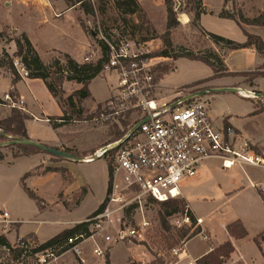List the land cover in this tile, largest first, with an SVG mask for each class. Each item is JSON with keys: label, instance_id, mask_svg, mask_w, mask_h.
<instances>
[{"label": "rangeland", "instance_id": "374dc122", "mask_svg": "<svg viewBox=\"0 0 264 264\" xmlns=\"http://www.w3.org/2000/svg\"><path fill=\"white\" fill-rule=\"evenodd\" d=\"M57 1L64 3V5L61 4L62 9H58L59 6L56 4ZM135 1L138 5L136 12L132 15H124L116 8V0H86L84 1V6L75 4L76 0H49L50 6H45L40 0H0V33L2 34L0 36V55L2 51L8 53V48L6 47L9 42L16 37L13 29L22 30L29 34L31 39L37 44L41 53L52 49H72L77 39L75 33L76 29H86L84 31L90 39H93L90 33L91 30L104 29L105 31L115 30L118 34H121V32L123 34L127 33L140 42L152 41L150 42L152 57L165 50L164 40L168 39L171 44L170 54H183L188 52L211 60L214 55H217L223 60L221 46H217L220 50L215 52L210 37L200 30L199 22L193 23L194 13L189 11L186 0ZM217 1L218 0H202V9L204 11L207 8L213 9ZM5 4H7V6ZM223 4L224 6L221 12H223L225 16H231L237 21L241 17L250 21L264 13V0H223ZM167 5L173 8L177 21L169 31H167ZM71 6L76 7L62 16L61 12L63 8L67 9ZM203 6L206 8H203ZM51 7L54 9L52 12L50 10ZM85 9L91 10L92 13L85 14ZM204 22L207 29H214L217 32L229 35H232L230 32L231 29H240L234 22H224L211 17H208ZM13 54L8 55L13 56ZM2 59L3 58L0 57V60ZM177 61L154 57L152 61L154 65L153 70L155 69L156 71V67L160 64L167 65L174 72L166 76L164 75L165 77L163 76L162 86H160L161 81L158 82V86L153 93L157 99L169 100L179 93L188 94L209 89L205 85L192 88L181 87L192 84L195 80L210 76L212 70L200 62L190 61L184 58H180ZM3 70L4 68H0L1 72H3ZM6 72L12 78L11 74L8 71ZM223 76H227V74L225 73ZM244 81L247 84L248 81H250V77L244 78ZM225 82L226 81H219L218 83L222 84ZM115 83V75H101L90 83L89 90L96 99H102L109 94L108 91L111 86H115ZM243 91L245 90L243 89ZM72 93L71 89L68 92L63 91L62 98L65 99ZM12 94L13 92H8L12 100L18 101L19 99L16 96L12 97ZM208 96L210 100V116L217 123L220 122L221 116L227 110L242 113L244 107L247 106V103H245L246 101L239 98L235 93H214ZM103 104L104 103L95 105L89 101H85L81 104H77L73 110H70L61 102L62 109L67 112V118L69 117L68 119L70 120L64 124L58 132L62 140L60 141V146L56 149L61 152L68 149L79 156L87 155V157H89L104 144L113 141L114 138H110L109 135L114 126L123 132L124 128H120L117 124H102L92 121L94 117L98 116L99 107ZM10 111V108L0 105V119L8 117ZM29 129L32 134L38 133L45 138L50 137V134H52L50 128L45 124L32 123L29 124ZM0 152L3 154L5 161L9 163H11L12 160L15 159L16 154L19 153L12 147L0 148ZM45 157L52 163L71 161L61 157L48 155H45ZM107 164L108 163L103 160H96L90 164H72L71 173L73 176H88L92 179L91 184L93 185V194L88 197L82 208L72 218H78L92 210L95 202L101 198L103 193L102 179L103 175L106 173L105 167H107ZM19 167H21L19 164L15 166V168ZM15 168H13V172H17V170H14ZM236 170L238 171V169L231 171ZM221 171L217 162L209 163L202 170L203 178L199 184L195 185V183H188L186 186V192H188V194H185V197L190 207H192L198 217L204 220V226L212 232H221L220 225L236 217L245 219L246 224L249 226L250 233L259 232L261 229L257 226V222L258 220L264 222V207L260 206L253 197V193H256V189L254 190L249 187L247 178H251L250 180H253L255 183L260 182L264 184V169L248 168L244 170L246 171L247 177H245V173L243 174L240 170L238 176L231 177ZM60 174L64 180H67L65 171H61ZM229 188H232L230 190L234 191L235 194H232ZM19 191V186L16 183H10L7 186V183L0 179V210L8 212L11 218H14L15 215L23 211L24 215L22 218H30L31 220L44 219L42 217L34 219L32 216V209L38 206L36 204L32 205L31 202L26 204L22 201ZM84 192L85 189L82 188L77 193L73 194L71 197L73 202L70 205H74V202L79 200ZM181 200L184 201L188 208L187 201L185 199ZM30 204L32 206H28ZM142 205H144L143 216L146 221L150 223L149 228L142 234L141 240L124 241L122 243L143 245L158 260L157 264H173L177 260L173 250L183 249L185 238L197 231V227H188L184 225L177 228L174 226V218L183 215L184 207L179 208V213L167 216V213L171 212L168 207H163L150 200L143 201ZM55 213L56 210L52 209V212H50L47 217L58 219L59 216ZM124 217L125 226H133L136 228L141 221L140 212H133L128 216L125 214ZM121 227H123V224ZM30 228L32 231L36 230L38 240L44 243L53 237L59 228L63 227L47 222L35 223L32 225L23 224L20 232ZM12 230L11 227L6 235L12 232ZM184 232H186V237L181 239V235ZM15 235L14 233H10L8 238L13 241ZM122 243L113 244L108 249L114 264H127L128 258H132L131 252L126 250V247ZM95 244H97L96 241H88L82 246L81 258L68 253L61 257L57 264H106V256L105 259L102 260L93 255L92 251L95 248ZM37 245L40 244L38 243ZM188 245L191 250H199L205 243L201 238H196ZM242 251L252 259L253 264L262 263L258 250L251 243L242 245ZM231 262L232 260H229V263ZM0 264L16 263L15 259L7 257V255L0 250ZM27 264H35V261L29 259L27 260Z\"/></svg>", "mask_w": 264, "mask_h": 264}, {"label": "built area", "instance_id": "2783aa9c", "mask_svg": "<svg viewBox=\"0 0 264 264\" xmlns=\"http://www.w3.org/2000/svg\"><path fill=\"white\" fill-rule=\"evenodd\" d=\"M40 1L50 6L49 0ZM90 33L96 50L83 63L95 64L102 59L104 51L102 73L112 72L117 77L114 92L92 121L117 124L122 129L121 121H128L118 140L84 158L110 164L109 193L102 209L83 222L87 233L70 237L63 245L40 249V245L30 240L17 239L10 247L0 246L16 264H27L29 259L35 264H57L68 253L81 258V245L88 240L97 242L92 253L104 260L111 245L141 240L149 228L150 223L143 216V201L162 204L183 199V187L196 179L207 164L217 162L222 171L264 169V157L253 145L224 119L217 123L211 118L208 95L186 99L194 92L179 93L169 100L154 96L158 84L154 83L152 41L140 42L115 30L95 29ZM14 67L21 78L27 76L17 60ZM62 74L66 76L65 72ZM244 92L242 98H262L264 103V96ZM1 100L10 109L24 111L23 103L12 100L8 93ZM251 186L264 194V185ZM130 208H134L132 213H141L136 228L125 226L124 215ZM188 212L186 208L183 215L174 218L175 227L191 226ZM14 224L6 211H0V236H5ZM201 224L202 220L194 217V226ZM173 253L178 258L181 250ZM230 264H244L242 256L238 254Z\"/></svg>", "mask_w": 264, "mask_h": 264}, {"label": "crops", "instance_id": "0c3cea01", "mask_svg": "<svg viewBox=\"0 0 264 264\" xmlns=\"http://www.w3.org/2000/svg\"><path fill=\"white\" fill-rule=\"evenodd\" d=\"M56 4L59 6L58 9H62L61 4L64 5L63 2H58V1ZM5 5L7 6V4ZM223 6H224L223 0H218L217 4L213 6V9H208V8L205 9V14H202L199 18V26L201 28V31H203L205 34L207 33V34L217 35L239 44L245 42L246 39L243 32H246L247 34L261 38V40L264 43V27L245 25L242 26V29H231L230 32L232 33V35L217 32L214 29H207V26H205L204 21L208 17L224 22L227 21L234 22L231 20L221 19L218 17L219 14L221 13V9L223 8ZM75 7L76 6H71L70 8L67 9L63 8L61 15L63 16L67 12L72 11V9H74ZM203 8L206 7L203 6ZM50 10L51 12L52 10L54 11L52 7L50 8ZM84 30L86 29L75 30L77 39L74 42L72 49L70 50L52 49V50H47L44 53H41L39 51L37 44L31 39L29 34L18 29L17 30L13 29V32L15 33L14 34L15 36H18L20 34L26 35V37L34 47L36 53L38 54L41 62L44 65H50L54 60H62L64 55L69 56L73 61H75L78 64H82L83 59L85 57L91 56V53L96 50L94 45V40L87 37L86 32ZM212 46L215 52H218V50H220L213 43ZM6 48H8L7 50L8 54H13L15 51L14 42L13 41L9 42ZM221 52L223 54L222 57L223 64L226 69L227 76L212 79L204 85L207 86L208 88H236L241 91H243L244 89L245 91H251L263 97L264 77L259 76L253 78L252 80L248 81V83L246 84L244 78L232 76L233 74L236 73L253 72L256 69H258L259 72H263L264 70L259 69L263 64V60L261 56H259L253 48L234 50V51L222 49ZM105 74L115 75L112 72H104L101 75L104 76ZM98 77H96L95 79H97ZM211 77H213V73L210 76H207L206 78L203 79H207ZM95 79H93L92 81H94ZM203 79H198L195 80L194 82ZM92 81L90 83H92ZM162 81L163 80H161L160 82V86H162ZM219 81H226V82L219 84L218 83ZM90 83L88 84V91L90 94V98L86 101H89L95 105L107 101L114 92V89L116 87V83H115L114 87L111 86L109 90L110 92L108 91L109 94L106 97L102 99H96L93 96L92 92H90L89 90ZM62 88L63 91L65 92L70 91V89L72 90V92H74L79 90L81 88V85L73 82H64ZM10 91L13 92V94L23 103L22 105V108L24 109L23 113L27 116V120L24 122L27 138L33 142L48 147H53L54 149L60 146L61 144L60 141L62 139L59 137L58 132L62 126L56 130H53L52 122L57 124L61 122L57 119H60L62 117L63 110L59 105V103L50 95L44 83L38 79H28L26 77H23L15 85H12V78L6 72V70H3V72L0 71V98H2L4 94H7ZM237 95L242 100H245L246 101L245 103H247V106L244 107L243 112L238 113L232 110H227L221 116L220 119H224L229 125L235 128L238 131V133L243 137V139H245L251 145H253L254 149L264 157V112L254 114V111L257 108L256 103H261L262 105H264L262 98L257 99V101H253L242 98L239 94ZM209 115H210V111H209ZM49 119H55V120L50 122ZM32 123L45 124L47 127L50 128L52 134H50V137L48 138H45L38 133L32 134L29 129V124ZM45 155L47 154H35L27 157H18L13 159L11 163L5 161V159L0 161V179H2V181H5L7 183V186L10 183H14V184L16 183L19 186L20 189L19 194L22 197V201H24L26 204H29L28 202H31L32 205L36 204L38 206V207H33L32 209L33 210L32 216L34 217V219H39L38 217L44 218L39 220L22 218V216L24 215L23 211L15 215L14 218L10 217V219L13 222H15V224L12 226L13 230L10 233L16 234L13 241H11L8 238V235L10 233L7 235L5 234L4 237L10 244H13L17 239H23L28 235H34L36 237L37 243L41 245L43 243L38 240L37 237L38 235L36 230L32 231L30 228L20 232V229L22 228L23 224L32 225L35 223L47 222L57 226H62L63 228H59V230H57V232L55 233L54 236H56L57 234L61 233L63 230L70 229L77 224L83 223L85 219H87L92 213H94L97 210V208L105 198V194L107 190V182H108L107 167H105L106 173L103 175V179H102L103 193L101 198L97 202H95V205L92 210H90L89 212L83 214L78 218L76 217L72 218L82 208L83 204L86 202L88 197L93 194L92 191L93 185L91 184L92 179L89 178L88 176L76 177L73 176V174L71 173L73 163L76 164H82V163H77L74 161H60V162L52 163L49 161V159H46ZM18 164L21 167L15 168V166H18ZM86 164H90V163H86ZM13 168H15L14 170H17V172H13ZM204 168L201 169L197 178L191 181L190 183H195L196 185L202 181L203 178L202 170ZM51 169L53 170L56 169V170L51 171ZM249 169H254V168H249ZM61 171H65L67 180H64L62 178L60 174ZM221 172L225 173L229 177L238 176L239 174V170L221 171ZM244 173H245V177H247L246 171H244L243 174ZM250 179L247 178V183L251 189H254V187H252L251 184L264 185L261 184L260 182L255 183L253 180ZM186 186H184L182 189V197L187 201L185 197V194H188V192H186ZM82 188L85 189V192L82 194L81 198L75 201L74 205H70L73 202V199H71L72 195L77 193ZM25 189L29 190L39 199L40 201L39 205L34 200L28 197V195L25 192ZM230 189L232 188H229V191H232ZM232 194H235V192L232 191ZM253 197L256 199V202H258L260 206L264 207V203L260 200L257 193H253ZM31 204L28 206H32ZM52 209L56 210L55 214L59 216L58 219L47 217L48 214L52 212ZM188 209L195 218H200L195 214L192 207H190L189 203H188ZM201 220H202V224L198 227L200 230L199 234L193 237L192 239H190L189 241H187L183 245V249H181V254L173 264H196L197 260L206 256L208 253L212 251L213 248H217L226 242L231 243L233 247V252L231 253L229 259L224 264H230L229 260L235 261L238 254L242 256L244 264H253L252 259L242 251V245H246L247 243H251L256 247V249L258 250V254L262 260L261 264H264L258 245L255 242V239H257V237L264 232V222L258 220L257 226L261 230L256 233H250L249 226L248 224H246L245 219L241 217H236L230 220L229 222L222 223L220 225L221 232L215 233L212 232L207 227H205L204 220L203 219ZM237 220L241 222L242 226L244 227L247 233V236L241 240H235L231 238L226 232V226ZM196 238H201V240L205 243V245H203L202 248L199 250H191L188 244ZM88 241L84 242L81 245V248ZM122 244H124L126 250H129L132 254V258H128L127 264H151L154 261V256L145 248V246L139 244H132V243H122ZM106 257L108 264H114V262H112L111 260L109 251L107 252Z\"/></svg>", "mask_w": 264, "mask_h": 264}, {"label": "trees", "instance_id": "16d2710c", "mask_svg": "<svg viewBox=\"0 0 264 264\" xmlns=\"http://www.w3.org/2000/svg\"><path fill=\"white\" fill-rule=\"evenodd\" d=\"M84 1L86 0H76L75 4H79V6H84ZM201 1L202 0H186L187 5L189 6V11H192L194 13L193 23L199 22L200 16L202 14H205V11L202 9L201 6ZM116 8L119 9L121 13L124 15H132L136 12L138 5L135 0H116ZM90 13H92L91 10L85 9V14H90ZM166 13H167V31H169L176 24L177 21L175 17V12L170 5H167ZM218 17L221 19L234 21L240 29H242V25L264 27V13L260 14L258 17L250 21L242 17L237 21L233 19L231 16H225L223 12H221ZM243 33L245 35L246 40L242 44L233 42L231 40L222 38L217 35L207 34V33L206 35L210 37L214 45L221 46V49L223 50L234 51V50L253 48L255 52L259 56H261L263 60V64L259 69L264 70L263 41L261 40V38L257 36L247 34L246 32ZM1 35L2 34L0 33V36ZM12 41L14 42L15 45V53L13 54V56L8 55V53H6L5 51H2L0 55V57L3 58L2 60H0V68H4V70L8 71L11 74L12 85H15L17 82L21 80V77L19 76L18 72L14 67V61L17 60L21 64L25 72L27 73L26 78L41 80L44 83L50 95L59 103L60 106L62 102L63 105H65L68 109L73 110L77 104H81L90 98V94L88 91V84L93 79H95L96 77L102 74L103 64L106 61L104 51L102 52L103 53L102 59L96 62L95 64H84V63L78 64L75 61H73L69 56L64 55L62 60H54L50 65H44L41 62L38 54L36 53L34 47L30 43L26 35L20 34L16 36ZM164 44L166 47L165 50L153 57L167 58L173 61H177L180 58H184L190 61L200 62L208 66L212 70L213 77L193 82L192 84L186 85L183 88L198 87L206 84L212 79L224 77L223 74L226 73V69L224 67L223 60L221 59V57L214 55L213 59L211 60V59H206L204 57H200L198 55H193L188 52L183 54H170L171 53L170 41L168 39H165ZM63 72L66 73V76L62 74ZM153 72H154V83L158 84V82L163 80L164 75H168L169 73L173 72V70H171L167 65L159 64L156 67V71L154 69ZM232 76L242 77V78L250 77V80H252L253 78L259 76L264 77V71L259 72L258 69H256L253 72L236 73L233 74ZM64 82H73L76 84H80L81 88L77 91H74L70 96L63 99L62 85ZM14 96L15 95L12 94V97ZM0 105L5 106V103L1 99H0ZM256 105L257 108L254 111V114L264 112V105H262L261 103H256ZM62 112H63L62 117L60 119H57L61 121L59 124L52 122L55 119H49V121L52 122L53 130L60 128L70 120L68 119L69 117L67 118V112H65V110H63ZM26 120H27V116L24 113L20 112L17 109H11L8 117L0 119V143L11 140V139H7L6 137H10L12 139L13 138L28 139L24 125V122ZM127 124H128L127 120L121 121V125L123 128H125ZM112 129L113 130L111 131L109 137L114 138L113 141H111L114 142L123 135V132L118 130L116 126H114ZM7 147L15 148L19 152L18 154H16L15 158L27 157L35 154H46L40 149L26 145L6 146L1 148H7ZM64 152L80 159H84L87 157V155L79 156L75 152H72L71 150L68 149H66ZM3 159L4 156L0 152V161ZM54 170L51 169V171ZM107 171H108V182H107V190H106L105 198L103 202L99 205L97 210L94 213H92L88 218L94 216L102 209L105 199L109 193L110 182H111V178H110L111 167L109 163L107 164ZM25 192L30 199L34 200L39 205L40 201L33 193H31L27 189H25ZM256 193L259 196L260 200L264 203V194L257 190ZM159 205L170 208L171 212L167 213V216H171L176 213H179L180 210L179 208L184 207V210L187 208L186 204L181 199L168 201ZM133 209L134 208L128 209L125 214L127 216L130 215ZM188 215L192 223L191 226H194V217L190 211L188 212ZM86 227L87 225L85 223H80L73 226L70 229L63 230L61 233L57 234L47 242L40 245V249L54 245H63L68 238L73 237L75 235L87 233ZM196 230L197 231L192 233L187 238H185L187 231L181 235V239L185 238L183 245L187 241H189L190 239H192L193 237L199 234L200 230L198 229V227L196 228ZM226 232L231 238L235 240H241L247 236L246 230L242 226L241 222L238 220L228 224L226 226ZM22 240H30L33 244L35 245L38 244L36 237L34 235H28ZM255 242L258 245V248L261 253V257L264 261V232L261 233L257 237V239H255ZM0 246L10 247V244L8 243V241L4 236H0ZM232 252H233V247L231 243L226 242L217 248H213L210 253L197 260L196 264H224L229 259ZM157 262L158 260L154 257V261L151 264H157ZM106 264H108L107 260H106Z\"/></svg>", "mask_w": 264, "mask_h": 264}, {"label": "water", "instance_id": "95a60500", "mask_svg": "<svg viewBox=\"0 0 264 264\" xmlns=\"http://www.w3.org/2000/svg\"><path fill=\"white\" fill-rule=\"evenodd\" d=\"M238 89L236 88H209V89H205L202 91H196L192 94H190L189 96L186 97V99H191L193 97H203L205 95H210V94H214V93H238L237 91ZM8 138V137H6ZM11 139L9 141L6 142H1L0 143V148L1 147H6V146H17V145H26V146H31V147H35L37 149H40L41 151H43L44 153L53 156V157H61V158H65L74 162H77L79 160H81L80 158L74 157L72 155H69L65 152H61L58 151L54 148H50L47 147L45 145L33 142L29 139H24V138H19V139H15V138H8Z\"/></svg>", "mask_w": 264, "mask_h": 264}, {"label": "bare ground", "instance_id": "6f19581e", "mask_svg": "<svg viewBox=\"0 0 264 264\" xmlns=\"http://www.w3.org/2000/svg\"><path fill=\"white\" fill-rule=\"evenodd\" d=\"M239 92V95H242V96H245V92L244 91H241V90H237ZM98 159H92V160H89L87 161L86 159H81L79 161H77V163H91L93 161H96Z\"/></svg>", "mask_w": 264, "mask_h": 264}]
</instances>
